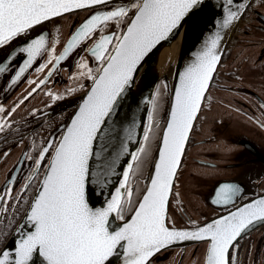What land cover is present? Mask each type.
I'll use <instances>...</instances> for the list:
<instances>
[{"label": "snow or ice", "instance_id": "6c2138e0", "mask_svg": "<svg viewBox=\"0 0 264 264\" xmlns=\"http://www.w3.org/2000/svg\"><path fill=\"white\" fill-rule=\"evenodd\" d=\"M112 0H0V49L20 42L18 51L26 54L22 66L15 72V85L33 67L37 58L47 52L46 63L35 68L44 72L52 65L48 77L70 54L101 33L89 49L97 62L89 68L81 58L79 75L91 80L82 102L59 136L49 138L35 149V156L26 155L32 162L31 171L15 198L27 204L24 223L13 250H0V264H114L122 257V264H152L153 259L172 245L184 241L206 244V264H235L233 252L239 240L258 223H264V198L256 199L221 218L191 230L170 226L168 208L174 181L194 122L201 111L221 60L218 49L224 36L218 30L205 40L195 61L178 75L179 85L166 114L155 155L152 140L159 128L158 103L153 99L147 114V126L141 128L142 139L136 138L138 125L133 121L125 127L116 120L122 100L134 85L137 74L162 42L187 35L188 27L195 28L206 0H126L121 6L97 11L90 15L72 34L63 51L56 55V40L49 50L46 34L31 36L33 29L76 10L107 7ZM251 5L244 0H223V15L217 22L219 29H229L242 20ZM116 31L105 35L109 25ZM16 52L9 47L0 66L5 73L16 63ZM86 70V71H84ZM29 81L36 88L25 96L16 109L31 96L47 78ZM81 84L79 90H83ZM78 89H70L69 94ZM53 101L65 99L47 93ZM159 95V93H157ZM264 107V105H262ZM0 106V113H5ZM9 113V115L11 114ZM2 120V118H0ZM264 126V125H262ZM6 121L0 122L4 132ZM126 136L121 140L120 131ZM119 141V143H114ZM130 145H135L130 149ZM151 164L142 190L138 183L144 169ZM120 167L121 179L114 186V194L104 206L90 204V196H103L112 186V177ZM137 182L134 186L133 181ZM29 189L35 194L26 199ZM13 189L8 187L0 195V215L12 210ZM240 190L224 184L216 192L213 203L228 205ZM118 221L113 227V222ZM7 238L0 233V242Z\"/></svg>", "mask_w": 264, "mask_h": 264}, {"label": "flooded vegetation", "instance_id": "af4514ba", "mask_svg": "<svg viewBox=\"0 0 264 264\" xmlns=\"http://www.w3.org/2000/svg\"><path fill=\"white\" fill-rule=\"evenodd\" d=\"M124 3L126 0H120L107 7L55 18L30 34L34 38L46 34L49 50L59 40L55 44V54L59 55L73 32L90 15ZM250 5L227 45L192 129L169 202L170 226L187 228L201 224L264 192V0H253ZM113 31L116 29L110 24L103 34ZM100 34L98 31L75 49L50 77L52 65L44 72L35 71L48 60L47 52L42 53L15 85L11 84L12 78L27 56L19 53V47L23 46L20 42L9 46L18 59L5 73H0V106L6 110L0 113V122L10 125L0 132V195L11 187L13 199L9 201L12 210L0 215V233L7 236L0 242V250L27 209L24 200L17 204L15 199L33 166L26 155L35 156L38 146L53 136L58 137L57 130L67 125L77 107V97L91 84L90 79L79 75L81 70L77 65L83 58L89 68L97 67L89 49ZM9 47L0 49V66L8 63L4 57ZM45 77L47 82L11 113L36 88L29 81L39 83ZM81 84L83 90H79ZM70 89L78 91L69 94ZM49 92L65 99L53 101ZM224 184L240 190L229 206L213 203L216 190ZM34 193V189H29L25 198L30 200ZM187 209L198 219H193ZM259 229L239 240V248L233 252L235 264H264V258L255 259L253 255V250L264 249V227L261 232ZM205 252V243L172 248L158 254L152 264H205Z\"/></svg>", "mask_w": 264, "mask_h": 264}, {"label": "water", "instance_id": "95a60500", "mask_svg": "<svg viewBox=\"0 0 264 264\" xmlns=\"http://www.w3.org/2000/svg\"><path fill=\"white\" fill-rule=\"evenodd\" d=\"M117 1H120V0H112L111 3H114ZM252 1L253 0H246V2L248 4H251ZM240 2H244V0H240ZM222 5H223V0H206V6L203 8L202 12L200 13V15L198 17V23H197L196 27L195 28L188 27L186 29V31H187L186 36L184 35V31L181 32L180 42H179L180 43L179 53H178L177 61H176L175 68L173 71V75H172V78L170 81H169L168 76L166 74H163V75L160 74V72L158 70V59H159V55H160L162 49L171 45L177 38L162 42V44L160 46H158L157 49H155L152 54H150L149 58L147 59V63H145L143 65V67L141 68V70L137 74L134 85L128 91L125 98L121 102L122 107L120 108L119 116L116 117V120L118 122L122 123L125 127H127L133 121H135V123L138 125V127L136 129V132H137L136 138L138 140L142 139L141 128L147 126V114L151 108L150 101L153 100V98H154V94H155V91H156V88H157L159 81L162 80L164 82L167 90H169V93H170L169 106H168V109L165 113L166 117H165V122H164V125L162 128V131H163L164 127L166 126V121H167V115L166 114L169 112L171 103L173 102V99H174V90L179 85L178 75L180 73H182L189 64H191L195 61L196 54L202 50L205 40L209 39L218 30H220L221 34L224 36V39L222 40L221 45L218 49V54L221 56V60H222V58L225 54L227 45H228L236 27L238 26L239 22L241 21L240 20V21L236 22L235 25L229 29H223V30L219 29L217 22L222 18V15H223ZM99 6H104V5H99ZM99 6H95V7H99ZM83 10H88V9L76 10L72 13H76V12L83 11ZM72 13H68L66 15H69ZM71 36L69 39H71ZM66 45H67V43L65 44V46ZM62 51H63V49H62ZM221 60H220V62H221ZM220 62H219V64H220ZM219 64H218V66H219ZM218 66H217V68H218ZM214 76H215V73H214ZM214 76H213V78H214ZM90 87H91V84L88 86V88L83 93H81L77 97V107H76L75 111L77 110L79 103L82 102V98H83L85 92ZM207 92H206V94H207ZM206 94H205V97H206ZM204 100L201 103V107L203 105ZM75 111H74V113H75ZM73 114H72V116H73ZM198 115H199V113H198ZM71 117H70V119H71ZM70 119H69L68 123L70 122ZM195 122H194V125H195ZM119 131H120V139L122 140L124 138V136H126V133L123 131V129H119ZM162 131H161L160 137L162 135ZM191 132L189 134V138H190ZM160 137H159V140H160ZM159 140H158L156 149L158 147ZM188 141H189V139H188ZM188 141L185 145V149H186V146L188 144ZM114 143H119V141H115ZM134 147H135V145H130V149L134 148ZM155 152H156V150H155ZM184 153H185V151H184ZM154 155H155V153H154ZM183 157H184V154L181 158V163H182ZM150 168H151V166H150ZM120 172H121V170H120V167L118 166L117 167V175L112 177V186H109V188L105 189L103 196L99 195V189L96 190L95 195L90 196V204L92 206H95V207L104 206V201H106L109 198V193L111 192L112 194H114V186H118V181L121 179ZM148 174H149V172L147 173V176H148ZM174 183H175V181H174ZM217 190H219V189H217ZM217 190H216V192H217ZM170 198H171V196H170ZM260 198H264V192L255 196L254 198H252L246 202L239 204L236 207H233L232 209L226 211L225 213H223L219 216H216L214 218H211V219H209V220H207L201 224H198V225H195L192 227H187V228H185V227H176V228L191 230L194 227L203 226L206 223H209L215 219L221 218L222 216L227 215L229 212L236 211L239 207H242L243 205H245L247 203H251V202L255 201L256 199H260ZM230 204H232V203H230ZM230 204L222 205V206H229ZM25 212H26V210H25ZM25 212L21 216L16 227L14 228L11 235L8 237L7 241L5 242V244L3 245L1 250H4V249L10 250V251L13 250L15 240L19 239V229H20L21 225L24 223ZM117 223H122V222L114 221L113 227H115V225ZM263 225H264V223H258L255 227H253L247 233H245L243 237H245L246 235L250 234L251 232L257 230L258 228H260ZM199 243H202V242L184 241V242H179V243L172 245L171 248H169V249L186 247V246H190L193 244H199ZM205 258H206V252H205ZM204 263L206 264V259H205ZM114 264H122V257L118 258V259L114 258Z\"/></svg>", "mask_w": 264, "mask_h": 264}, {"label": "rangeland", "instance_id": "374dc122", "mask_svg": "<svg viewBox=\"0 0 264 264\" xmlns=\"http://www.w3.org/2000/svg\"><path fill=\"white\" fill-rule=\"evenodd\" d=\"M157 93H159V95H157ZM154 99L157 100V103H158L157 121L160 124V126H159L158 129L155 130L156 131V135L153 137V140H152V152H153V155L155 153L156 146H157V143H158V140H159V137H160L164 122H165L163 114L168 109L169 99H170L169 90H167V88H166V86H165V84H164V82L162 80H160L159 84L157 85V88H156V91H155V94H154ZM150 166H151L150 163L145 166L144 178H141L139 180L138 190H142L143 189V187H144L143 180L146 178L145 176H147V173L150 170ZM191 180L194 181L195 178H191ZM133 184H134V186H137V182L135 180L133 181ZM187 211H188L189 214H191L193 219H198V217L194 213H192V211H189L188 209H187ZM263 227H264V225L261 226L260 229L258 228L260 232L262 231ZM253 252H254L253 255H254L255 259L257 257H261L262 259L264 258V249L263 250L255 249V250H253ZM254 257H252V260H254Z\"/></svg>", "mask_w": 264, "mask_h": 264}, {"label": "bare ground", "instance_id": "6f19581e", "mask_svg": "<svg viewBox=\"0 0 264 264\" xmlns=\"http://www.w3.org/2000/svg\"><path fill=\"white\" fill-rule=\"evenodd\" d=\"M180 38H177L171 45L162 49L158 59V70L160 74H166L169 81L172 78L175 64L177 61Z\"/></svg>", "mask_w": 264, "mask_h": 264}]
</instances>
